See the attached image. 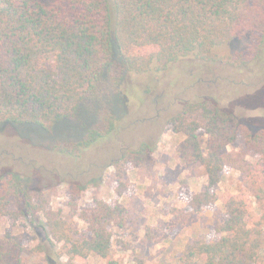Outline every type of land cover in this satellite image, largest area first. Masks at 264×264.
Segmentation results:
<instances>
[{
    "label": "trees",
    "instance_id": "trees-1",
    "mask_svg": "<svg viewBox=\"0 0 264 264\" xmlns=\"http://www.w3.org/2000/svg\"><path fill=\"white\" fill-rule=\"evenodd\" d=\"M244 38L251 44L243 52L213 53ZM191 58L202 72L216 63L227 69L219 84L217 79L197 80L206 83L208 93L181 97L176 112L159 119L161 128L182 136L176 147L179 163L202 168L206 177L199 191L178 194L183 204L168 210L170 220L162 235L177 236L203 209H211L212 237L190 239L178 264H257L264 247V120L249 122L244 99H234L233 109L222 97L241 89L264 97V0H0V130L30 125L51 132L62 121L78 123L82 107L88 105L96 120L85 137L52 148L66 162L67 171L59 177L68 178L69 205L77 208L85 188L72 175L83 165L78 161L107 141L119 146V154L86 183L99 184L104 169L112 167L115 192L121 197L127 191V167L143 168L153 147L146 142L124 147L122 139L129 130L122 127L132 117L126 116V96L141 78L115 92L117 103L125 107L120 116L103 102L104 80L116 72L111 84L117 88L125 75L152 73L142 79L154 81L174 63ZM234 74L246 76L236 80ZM159 81L142 93L136 111H142L144 97ZM169 94L160 92L156 105L170 99ZM155 115L160 116L158 110ZM225 169L238 173L239 190L224 196L217 207ZM39 215L46 238L62 242L70 261L93 255L105 264H122L112 256L113 230L128 227L122 204L94 199L78 215L84 232L71 233L60 209L31 194L13 174L1 175L0 218L35 223ZM14 241L9 234L0 238V264H23V247Z\"/></svg>",
    "mask_w": 264,
    "mask_h": 264
},
{
    "label": "rangeland",
    "instance_id": "rangeland-1",
    "mask_svg": "<svg viewBox=\"0 0 264 264\" xmlns=\"http://www.w3.org/2000/svg\"><path fill=\"white\" fill-rule=\"evenodd\" d=\"M250 44L249 38L235 39L214 48L213 53L219 56H232L245 51ZM198 65L200 63L192 58L179 60L165 74L154 79L155 82L148 80L149 78L142 79L146 76L152 77V73L141 76L125 75L122 85L118 88L111 84L113 80L111 77L113 78L116 72L108 73L102 90L106 94L103 96L107 99L103 102L105 106H111L114 112L118 113L116 116H120L125 111V107L117 103L118 97L115 92L118 90L122 92L126 84H134L135 79L141 78L140 85L134 86V91L131 90V93L129 92L126 96V116H129V119L130 116L132 117L122 127L124 130L129 129L122 134V139H124V147L136 148L142 142L153 147V152L143 168L127 167V191L123 196L116 195L117 185L112 167L104 169L99 184L86 183L97 174L99 169L118 156L119 146L107 141L94 146L83 155V159L76 162L77 164L81 162L83 165L75 168L72 175L76 176L81 183H85V188L77 202V208L73 209L69 205L68 178L59 177V173L67 171V169L63 170L66 162L64 157L58 155L56 149L52 148L79 142L85 137L96 120L95 116L89 115L88 105L82 107L78 123L62 121L63 123L56 125L51 132H44L30 125L22 128H2L0 130V177L7 173L13 174L24 182L31 194L41 195L48 206L60 209L71 233L84 232L85 224L78 215L82 209L88 208L94 199L110 204L117 201L126 209L128 227L124 230H113L112 256L122 264H178L184 247L190 239L212 237L213 212L211 209H203L175 237L162 235L165 225L170 220L168 210L183 204L178 199V194H183L185 191L191 193L199 191L206 183V177L202 168L195 166L187 169L179 163L176 147L182 140V136L174 134L167 128H161L159 119L167 113L176 112L180 107L178 100L181 97L192 99L208 93L205 88L206 83L197 84V80L217 79V84L224 82L221 77L226 75V66L222 67L221 64L216 63L202 72ZM234 76L236 80H241L246 75L234 74ZM158 81L159 87L144 97L142 111H136L137 102L141 100L142 93L154 89ZM164 90L170 92V99H165L162 103L160 100L156 105L158 95L160 92H165ZM222 98L229 100L233 109H236L234 99L236 101L244 99L247 109L250 110L245 115L248 121L256 123V121L264 120V97L260 93L252 89L245 91L241 89L228 92V95ZM164 108L168 111H164ZM156 110L159 111L160 116L155 115ZM133 111L134 113H131ZM136 119L140 121L137 122ZM142 119L145 121H141ZM148 119L151 120L149 123L146 121ZM118 138L121 139L120 136ZM36 164L42 168H37ZM56 170L59 172L55 173ZM238 190V173L225 169L217 187L220 198L216 206H221L224 196L238 194ZM35 220V223H32L28 219L20 218L13 222L7 218H0V238L9 234L14 238V242L23 247L21 253L23 264H105L103 260L93 255H89L84 261H70L64 254L63 243L49 241L44 229L39 227L43 223L42 215L37 216ZM257 264H264V247Z\"/></svg>",
    "mask_w": 264,
    "mask_h": 264
}]
</instances>
